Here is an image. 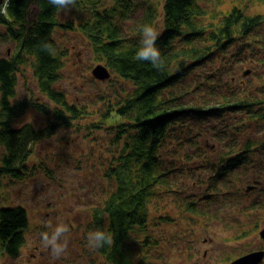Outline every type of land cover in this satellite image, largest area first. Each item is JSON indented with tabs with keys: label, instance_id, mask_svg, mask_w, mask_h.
<instances>
[{
	"label": "trees",
	"instance_id": "16d2710c",
	"mask_svg": "<svg viewBox=\"0 0 264 264\" xmlns=\"http://www.w3.org/2000/svg\"><path fill=\"white\" fill-rule=\"evenodd\" d=\"M5 2H0V28L6 29H0V39L12 41L15 52L0 57L3 175H30L33 169L28 164L36 143L87 117V106L70 100L60 87L67 52L59 44L57 29H79L99 61L122 82V89L98 97L105 108L90 123L113 137L105 171L110 186L87 226L88 232L104 231L113 239L112 245L91 248L103 264H155L149 255L161 239L153 234L151 222L154 215L161 222L170 221L161 212V201L171 193L178 195L176 201L191 215L211 216L204 206L216 203V195L232 191L239 196L244 188L256 192L264 183V136L259 135L264 133V14L251 13L248 5L212 13L201 0H76L79 15L73 23L62 20L63 9L49 0H7L6 9ZM132 20V29H127ZM145 25L154 30L161 25L156 40L161 68L133 59ZM220 57L223 61L217 62ZM245 62L262 64L260 70L244 71L259 84L249 78L240 82L235 76L225 86L214 83L212 77L225 78L235 64ZM27 65L40 95L18 98V74ZM208 68L212 71L206 72ZM30 108L44 114L45 125L15 124ZM211 120L217 123L206 126ZM211 132L216 145L224 142L225 150L219 152L218 161H211L213 176L194 182L195 187H207L205 198H196L193 191L180 196L176 180L181 174L174 172L183 160L180 146L195 145L197 133ZM203 156L201 152L199 157ZM246 174L250 175L247 183ZM236 180L240 187L230 191ZM258 198L241 205L250 217L264 209V196ZM29 222L23 206L1 208L0 253L13 257L21 253Z\"/></svg>",
	"mask_w": 264,
	"mask_h": 264
},
{
	"label": "rangeland",
	"instance_id": "374dc122",
	"mask_svg": "<svg viewBox=\"0 0 264 264\" xmlns=\"http://www.w3.org/2000/svg\"><path fill=\"white\" fill-rule=\"evenodd\" d=\"M201 2L212 13H216V10L227 12L237 5H248L251 13L264 14V4L260 0ZM60 15L62 20L78 22L79 14L74 5H68ZM133 20L136 22L137 18L134 17ZM133 20L127 23V29H132ZM0 29L6 30L3 27ZM155 31H161V25ZM56 37L67 52L60 87L67 91L70 100L86 105L88 114L71 129L62 128L51 138L36 143L28 164L33 169L30 175L16 178L0 172V211L2 207L20 205L27 209L30 221L21 253L14 257L0 253V264H103L102 259L94 254L88 244L87 236L90 232L87 226L93 219L95 207L105 197L103 193L110 186L105 178V171L112 154L113 137L105 129L92 127L90 123L98 120L105 108V104L98 97L113 93L115 88L122 89V82L114 74L107 80L94 76L95 66L104 63L99 61L93 46L80 34L79 29H57ZM14 52L15 45L12 41L0 39V57L11 56ZM222 61L220 57L217 62ZM227 64L225 60L223 65ZM261 67L262 64L253 62L235 64L229 73H224L225 78L219 75L212 79L220 86L228 84L232 76L240 82L249 78L248 80L259 84L260 81L254 76L244 75V71L260 70ZM22 70L18 74L17 97L25 98L31 93L39 96L37 80L31 66L27 65ZM208 70L209 68L206 72ZM234 82L239 85L237 80ZM242 88H238L239 92ZM246 89L250 92L252 85L248 84ZM45 120L43 113L36 108H30L15 124L19 126L33 123L40 127L45 125ZM215 123L216 120H211L205 124L211 127ZM212 133L214 134L197 133L195 145L180 146L179 156L183 160L174 171L181 174L176 180L180 184L178 190H182L180 196L187 197L193 193L196 198L202 197L200 200L205 198L207 187L201 184L195 187L194 182L213 176L211 161H218L219 152L225 150L222 146L224 142L216 145L211 138ZM259 135L264 136V133ZM197 146L201 149L197 150ZM4 151L0 142V165ZM201 152L206 156L199 157ZM186 154L191 158H187ZM249 176L246 174L244 181ZM240 185L241 182L238 181L228 189L236 191ZM240 190L239 196L232 191L216 195V203L204 206V210H210L211 216L191 215L182 208L183 203L176 201L178 195L171 193L167 199L161 201V212L168 215L170 221L161 222L156 215L152 218L153 234L161 239V243L152 248L149 257L153 258L155 264H231L238 254L264 249V240L260 236V230L264 226V209L250 217L241 206L246 201H257L258 197H263L264 183L259 184L256 192L245 188ZM61 224L67 225L69 229L61 238V242L67 240V249L57 258L52 254L51 246L44 245L42 233L50 235ZM257 226L259 228L255 230ZM244 231H249L248 236L241 237Z\"/></svg>",
	"mask_w": 264,
	"mask_h": 264
},
{
	"label": "clouds",
	"instance_id": "9594fccd",
	"mask_svg": "<svg viewBox=\"0 0 264 264\" xmlns=\"http://www.w3.org/2000/svg\"><path fill=\"white\" fill-rule=\"evenodd\" d=\"M49 2L60 9L67 8L68 5H74L76 0H49ZM7 7V0L5 2V9ZM159 33L154 30L153 27L145 25L141 29L140 47L133 57L134 60H146L156 68L163 66V60L161 58V52L156 46V40ZM49 227H51L49 225ZM69 231L67 225H58L54 231L49 235L48 233H42V239L44 245L51 246L52 254L59 258L67 249V240L61 242V238L65 233ZM88 244L92 248L103 247L104 244L112 245L113 239L110 235L104 231L96 230L90 232L87 237Z\"/></svg>",
	"mask_w": 264,
	"mask_h": 264
},
{
	"label": "water",
	"instance_id": "95a60500",
	"mask_svg": "<svg viewBox=\"0 0 264 264\" xmlns=\"http://www.w3.org/2000/svg\"><path fill=\"white\" fill-rule=\"evenodd\" d=\"M3 0H0L2 3ZM93 74L100 80L110 79L112 76L111 70L104 64L95 66ZM260 236L264 240V227L260 230ZM264 261V249H259L253 252H249L247 255L238 257L231 264H261Z\"/></svg>",
	"mask_w": 264,
	"mask_h": 264
}]
</instances>
